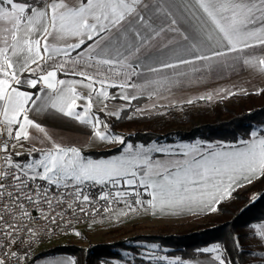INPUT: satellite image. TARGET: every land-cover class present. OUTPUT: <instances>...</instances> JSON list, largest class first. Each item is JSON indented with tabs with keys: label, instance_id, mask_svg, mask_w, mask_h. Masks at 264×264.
Segmentation results:
<instances>
[{
	"label": "snow or ice",
	"instance_id": "obj_1",
	"mask_svg": "<svg viewBox=\"0 0 264 264\" xmlns=\"http://www.w3.org/2000/svg\"><path fill=\"white\" fill-rule=\"evenodd\" d=\"M156 9L164 14L165 21L170 19L173 26L178 24L177 15L188 19L196 25L195 35L163 22L153 27L155 21L148 15L152 9L145 0H34V4L0 0V244L3 241L15 243L17 234L25 229L35 235L33 229L23 223L25 217L31 216L25 210V202L33 206L47 204L51 210L54 204L61 206L65 199H71L73 202L68 204L71 209L73 203L82 205L90 201V196L84 192L89 182L92 186L110 184L113 188L130 189L104 193L99 197L102 200L109 195L135 196V205L143 207L145 201L140 197L147 193L151 199L146 203L152 209L215 211L214 206L226 195L230 196L241 181L251 183L254 178L264 177V135L257 131H252L250 139L241 140L237 145L203 147L197 141L178 145L181 151L176 154L171 146L128 144L120 156L92 160L83 158L74 146L56 143L40 123L30 118V113L54 110L89 125L95 130L94 136L102 141L123 144V137L100 131V119L90 115L94 100L109 98L106 86L139 91L159 83L129 82L144 72L156 73L195 62H208L204 66L211 70L227 56L244 67L264 73V0H182L179 6L157 4ZM166 31L178 33L184 42L181 47L179 42L170 40L165 46L173 51L175 63L145 51L150 41ZM70 40L73 42L69 43ZM173 44L176 46L171 48ZM253 49H260L262 54H250ZM184 54L190 58H183ZM50 62L54 66L45 71ZM58 72L81 79H58ZM26 73L39 75L25 78ZM113 76H123L124 80L110 84ZM25 86L39 87V92L22 90ZM228 95L235 93L228 92ZM212 98L211 93L198 97L200 100ZM120 99L131 102L137 96L122 93ZM78 101H86L83 111H77L81 106ZM181 103L192 104L193 100ZM103 128L107 129L108 125L103 124ZM33 129L42 134L40 142L48 141L50 147H35L40 137L33 135ZM24 142L32 145L27 152L13 154L10 151L17 143L23 148ZM152 153L181 158L153 159ZM25 155L30 158L29 162L14 160ZM37 180L64 191L49 198L50 188L36 183ZM112 202L108 200L109 204ZM79 211L85 213V208L79 206ZM51 220L56 222L55 217ZM251 229L255 230L254 237L264 241V224H253ZM234 243L239 247L238 240ZM225 251L220 243L197 249L201 254H213L212 264H232L225 257ZM4 255L16 257L17 253ZM155 259L166 260L167 264H192L180 257ZM0 264L6 261L0 259ZM58 264L74 262L69 259Z\"/></svg>",
	"mask_w": 264,
	"mask_h": 264
},
{
	"label": "trees",
	"instance_id": "obj_2",
	"mask_svg": "<svg viewBox=\"0 0 264 264\" xmlns=\"http://www.w3.org/2000/svg\"><path fill=\"white\" fill-rule=\"evenodd\" d=\"M17 2L34 4V0ZM143 100L139 97L127 102L129 106L122 109L118 117L92 110V114L102 124L108 125L105 131L123 137L124 143L87 150L84 154L94 158L117 155L122 152L125 143L144 147L153 143L195 141L201 144L213 141L237 144L241 140H248L255 127L264 125V88L242 93L238 100L215 105L210 111L182 107L180 112L175 106L153 113L131 115L132 107L141 104ZM15 152L12 150L13 154ZM33 156L38 157V154L33 153ZM14 159L28 161L30 158L25 155ZM112 188L110 184L92 186L89 182L84 186V192L90 198H96ZM143 195L148 196L147 193ZM216 211L215 215L205 221L177 232L136 233L87 245L69 242L48 245L28 252L24 264L56 255H69L74 264H115L122 260L131 264H166L163 260L155 259V256L159 254L183 260L192 259L204 255L198 253L197 249L214 243L223 246L226 250L224 255L232 264H264L263 242L254 237V230L251 229L254 223L264 221V177H259L245 188L234 190L231 198L216 205ZM236 240L239 247L234 243ZM151 245L157 247L152 248Z\"/></svg>",
	"mask_w": 264,
	"mask_h": 264
},
{
	"label": "crops",
	"instance_id": "obj_3",
	"mask_svg": "<svg viewBox=\"0 0 264 264\" xmlns=\"http://www.w3.org/2000/svg\"><path fill=\"white\" fill-rule=\"evenodd\" d=\"M181 2L182 0H145V3H148L152 9L148 15H150L155 21L153 27H159L163 22L169 27H180L182 31L187 30L189 35L194 36L196 30V25L194 23L177 15L178 24L173 26L171 25L170 19L165 21L164 14L156 9L157 4H162L164 7H170L173 5L179 6ZM172 10L175 11V8L173 7ZM150 22H152V20H150ZM170 40L179 42L181 47L184 46V42L181 40L178 33L166 31L160 37L150 41L145 51H150L153 56L165 59L169 63H175L176 57L173 54V51H171L170 48L165 47L166 45H169ZM68 42L70 43L73 41L70 40ZM175 46L176 45L173 44L170 47L174 48ZM250 54L261 55L262 53L260 49H253L250 50ZM73 56H75V53H73ZM183 58L189 59L190 56L184 54ZM206 63L208 62H195L193 64L178 65L175 68L164 69L156 73L144 72L143 75L139 77L134 76L129 82L137 85H143L145 81H159V83L150 84L139 91L131 88L121 89L118 86H106L109 98L104 99L101 97L99 100H94L92 110H100L108 115H113L112 113H108V110L116 108L124 109L126 108L125 106L128 107L129 104L127 102L129 101L120 99L122 93L136 95L137 98H143L144 100L139 104L140 106H138L140 109L145 110L147 108H157L161 106H175L183 104L181 103L182 101H187L189 99L198 101L200 100L198 97L208 93L213 94V98L210 101H215L228 96V92L242 94L246 92H256L264 88V73H261L257 69L242 66L240 63H237L232 56L222 58L221 62L214 64L211 70L204 66ZM53 66L54 64L50 62L45 68V71L51 70ZM153 66L158 67V65L155 64ZM194 68L200 69V71H193ZM175 73H185L186 75L176 76ZM38 75L39 73L36 74V76ZM36 76L28 73L25 74V78H36ZM165 77H167V79H164ZM57 78L64 80L81 79L80 77H73L65 72H58ZM123 80V76L118 78L113 76L109 80V83L119 84ZM251 86L259 87H256V89H249ZM96 87L99 88L100 85L97 84ZM77 88L80 89V86L77 85ZM221 89L225 91L221 92ZM22 90L36 93L39 92V87L37 90H34L25 86ZM149 93L153 94L149 95ZM85 103L86 101H78V104L81 106L77 108V111H83V104ZM90 115L95 118L92 113H90ZM30 118L40 123L47 130L53 140L63 146H74L84 152L85 149L83 148L85 146L101 141L94 136L95 130L89 125L81 124L73 118L65 117L62 114L56 113L54 110H49L40 114L30 113ZM99 130L102 131V128L100 127ZM32 133L33 135L40 137V139L35 141V147L44 149L50 147L48 141H45L44 143L40 142V140L43 139L42 134L36 133L34 129L32 130ZM17 144L20 145L19 143ZM31 147L32 145L24 142L23 151L27 152ZM242 183L243 181H241V184ZM237 188L238 187L234 188V190ZM232 192L230 196L226 195L222 200L231 198ZM214 207H216V205ZM196 211L201 210L196 209ZM206 211L208 210H203L202 212ZM259 224H264V221H261ZM262 242L264 245V241ZM199 257L188 259V261L192 262V264H195L196 261H199V264H204V259L202 258L204 256ZM69 259L73 261V258L69 255L48 256L37 259L31 264H58V262L67 261Z\"/></svg>",
	"mask_w": 264,
	"mask_h": 264
},
{
	"label": "rangeland",
	"instance_id": "obj_4",
	"mask_svg": "<svg viewBox=\"0 0 264 264\" xmlns=\"http://www.w3.org/2000/svg\"><path fill=\"white\" fill-rule=\"evenodd\" d=\"M256 87H259V86H251L249 87V89H256ZM240 96H241L240 93H235V95H228L222 99L215 100V101L195 100L193 101L192 104L183 103V104H178L175 106L180 112L182 110V107H186L188 109H193V110L210 111L215 105H222V104L232 102L234 100H238ZM139 106L134 105L132 107L130 114L138 115V114H144V113H153V112L165 110L169 107H175V106H161L157 108L156 107L147 108L145 110H142L140 109ZM138 109H140L141 111H137ZM121 111L122 109L116 108L113 110H108V113H118V115H112V116L118 117ZM101 128H102V132H106L105 129L103 128L102 123H101ZM252 131H257L258 134L264 135V125L257 126ZM196 142L197 141L162 143V144L153 143V144H156L157 146H165V147L171 146L173 152L176 154H179L181 150L177 147L178 145L195 144ZM210 144L219 145L220 143H218L217 141H213L207 144H202V146L207 147ZM237 144H231V145H237ZM114 145H119V143H114L110 140H107V141L101 140L97 143L89 144L88 146H85L83 149L87 151L91 149H101L105 147H111ZM127 145L128 143H125L123 145L122 152L118 155H112L109 157H100V158H94L92 156L85 155L84 152H82L80 149L79 150H80L81 156L85 159L103 160V159H110L112 157L120 156L123 153L124 148L127 147ZM223 145H229V144H223ZM65 147H72V146H65ZM11 149L16 152H20L24 150V148H21L20 145L18 144L16 145L15 148H11ZM155 154L156 153H152L153 159L167 160V159L181 158L178 155L157 153L159 155L155 156ZM36 158H39V156ZM20 162L26 163V162H29V160L28 161L20 160ZM257 179L258 178H254L252 182H254ZM40 182L42 183L44 181H40ZM251 183L243 181L241 186H239L237 189L245 188ZM117 190L130 191V189H125V188H119V189L112 188L109 192L114 194V192ZM109 192H105V193H109ZM141 192H143L142 189H141ZM100 196L96 197L97 200L90 202V204L84 203L83 207L85 208L86 214L84 213L82 220L80 222H77L76 224L67 226L66 230L62 232L61 234H59L58 236L57 235L54 236V238L50 240L48 245L56 244L59 242H69V243H74V244L87 245L88 243L110 241L112 239H116V238H120L124 236H130L136 233L138 234V233L177 232L181 229L187 228L198 222L205 221L207 218L217 213L216 210L215 211L208 210L206 212H202V211H196L195 208L191 211H188V210L180 211V210H171V209L161 211L160 208L152 209L151 206H149L146 203L148 200L151 199V196L149 194L147 197L144 196L143 194L140 197V199L145 201V204L143 205V207L135 205L134 203L136 199L135 196H130V197L126 196L124 198H117V197H114V195H109L106 199H103V200L99 199ZM109 199L113 201L111 204L108 203ZM101 206L103 207L101 208L100 211H98ZM105 208H108L109 211L105 212L104 211ZM130 209H135V210H130ZM84 216L86 217L84 218ZM259 223L260 222L254 223V224H259ZM210 246L211 245H209L208 247ZM212 255L213 254H207V253L202 255L204 256L202 257L204 259L203 263L212 264V260H211ZM161 256L167 257L168 260H175L177 258V257H168L166 255H161ZM155 257H160V256L158 254ZM163 261L164 263L167 264L166 260H163ZM40 264H44V263H40ZM115 264H131V263H128L122 260V261H116Z\"/></svg>",
	"mask_w": 264,
	"mask_h": 264
},
{
	"label": "built area",
	"instance_id": "obj_5",
	"mask_svg": "<svg viewBox=\"0 0 264 264\" xmlns=\"http://www.w3.org/2000/svg\"><path fill=\"white\" fill-rule=\"evenodd\" d=\"M0 139H2V137H0ZM10 151L12 152L11 147ZM14 160L20 162L19 160ZM36 183L50 188V191L48 193L49 198H51L53 195L58 196L60 192L64 191L63 188L55 189L53 186L47 185L45 182L41 183L40 180H37ZM96 200V198H90L88 204ZM72 202L73 201L71 199H65L63 205L56 206L54 204L51 210L49 209L47 204H39L38 206H33L25 202V210L30 212L31 216L25 217L23 223L28 227H31L35 235L32 236L25 229V231L19 232L17 234L15 243H8L7 241H3L2 244H0V259H4L6 261V264H24L28 252H34L45 247L46 245H48L50 240L54 238V236H58L59 234L64 232L67 226L80 222L84 213H81L79 211V206H83L84 204L80 205L79 202L73 203V208L68 209V204ZM0 211H2V209H0ZM57 213H59V215H57ZM45 216L49 218L45 219ZM52 217H55V223H52ZM0 240H2V238H0ZM12 251H15L17 253L16 257L4 255V253H10ZM19 257L25 258L21 260L19 259Z\"/></svg>",
	"mask_w": 264,
	"mask_h": 264
}]
</instances>
